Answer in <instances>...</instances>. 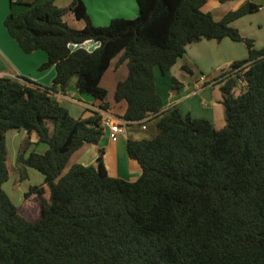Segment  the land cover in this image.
Instances as JSON below:
<instances>
[{
    "label": "trees",
    "instance_id": "obj_1",
    "mask_svg": "<svg viewBox=\"0 0 264 264\" xmlns=\"http://www.w3.org/2000/svg\"><path fill=\"white\" fill-rule=\"evenodd\" d=\"M208 1L136 0V18L95 26L82 0H72L69 10L85 22L81 30L63 20L65 10L55 0L6 17L19 48L45 52L39 70L54 66L56 76L49 87L0 78V264H264V49L255 50L254 41L232 26L259 6L246 2L217 22L201 10ZM224 38L243 43L249 53L230 66L246 65L243 73L227 68L218 77L224 128L177 108L161 113L156 71L166 76L189 44ZM87 42L98 46L88 51L81 47ZM120 54L119 64L128 68L115 90L116 102L127 103L122 119H158L154 138L126 142L141 175L134 182L111 177L102 148L96 166L74 164L63 175L72 155L85 144L98 146L105 129L99 113L74 118L53 94L66 93L74 79L78 93L107 110L100 82ZM240 76L247 86L236 96ZM171 84L173 91L181 86L174 77ZM22 129L25 148L47 146L27 158L25 150L18 155L25 171L43 176L25 194L40 201L32 202L40 206L35 219L24 217L3 190L7 133ZM32 134L36 143L29 141Z\"/></svg>",
    "mask_w": 264,
    "mask_h": 264
},
{
    "label": "crops",
    "instance_id": "obj_2",
    "mask_svg": "<svg viewBox=\"0 0 264 264\" xmlns=\"http://www.w3.org/2000/svg\"><path fill=\"white\" fill-rule=\"evenodd\" d=\"M43 1L0 0V78H26L41 87L51 86L56 76L55 67L51 66L48 69L39 70V67L47 62L46 53L39 50L31 54H25L9 36L4 25V21L9 14L18 15L28 9V5ZM82 2L95 26H106L113 19H134L139 15L136 0H82ZM246 2L259 6V10L235 20L232 26L244 38L254 41L255 50H263L264 0H226L224 2L209 0L201 10L210 13L213 19L218 22L228 13L239 9ZM71 3L72 0H55V4L59 8L65 9L63 20L71 28L81 30L85 27V22L74 17L69 10ZM67 10L69 11L67 12ZM97 46L93 42H87L81 47L93 51ZM77 48L79 46H72L73 50ZM248 56V50L243 43L234 42L229 38H224L220 42L203 39L189 44L186 47L185 55L177 61L166 76H162L159 71H156V88L163 99L161 113L177 108L183 116L190 115L193 118L208 120L216 129L223 127L224 122L218 119L215 109V105L217 108L223 107L220 91L222 79L218 77L233 63L246 60ZM120 57L121 54L112 60L109 69L100 82V86L107 91L105 99L108 104L107 110L100 109L102 101L78 93L74 86V79L66 93L59 92L53 94V97L64 105L74 118H91L94 110L98 109L101 111V116H110L119 122L122 131L118 141L112 143L108 137V131L105 130V135L98 146L93 144L83 145L72 155L68 163L96 166L98 151L102 148L104 150V163L109 175L113 178L134 182L140 177L142 171L139 164L127 155L126 142L128 140L154 138L158 134V119H146L139 123H129L122 119L127 110V103L125 101L116 102L115 90L118 82L127 78L128 68L126 62L119 64ZM183 66L188 67L192 74L182 70ZM172 77L176 78L181 84L176 91L172 89ZM201 78L207 80L205 85H203ZM104 80H106L105 83H103ZM215 87L220 91L221 97L214 93L213 88ZM210 88L215 94L214 97L211 95Z\"/></svg>",
    "mask_w": 264,
    "mask_h": 264
},
{
    "label": "rangeland",
    "instance_id": "obj_3",
    "mask_svg": "<svg viewBox=\"0 0 264 264\" xmlns=\"http://www.w3.org/2000/svg\"><path fill=\"white\" fill-rule=\"evenodd\" d=\"M68 11L69 10H67V12ZM105 81L106 80H104L103 83H105ZM210 89L211 95L213 97L215 96V94L221 97L220 91L217 89V87L213 88L215 94H213L212 88ZM241 92L242 88L238 86L235 87L234 94L236 96L240 95ZM215 109L218 115V119L224 122L223 127L218 129L220 130L225 126V114L223 113L224 108H217V106L215 105ZM76 114L74 115L77 116ZM36 140L37 136L35 134H32L29 141L31 143H36ZM27 142L28 134L23 129L10 130L7 133V162L9 168V178L5 183H3V190L12 200V202L18 208H21L20 211L24 217H34L35 219L39 216L40 206H37V204L34 205L32 202L38 203L40 205V201L36 199V196L34 199H26L25 194L28 192L30 187L41 185L43 183V176L38 171L32 168H28L27 171H25L22 164L18 162V155H20L21 150H25V157L27 158L32 152L43 153L47 149V146L44 144H40L37 146L31 145L25 148ZM71 166L72 164L68 163L67 167L63 171V175L68 172Z\"/></svg>",
    "mask_w": 264,
    "mask_h": 264
},
{
    "label": "built area",
    "instance_id": "obj_4",
    "mask_svg": "<svg viewBox=\"0 0 264 264\" xmlns=\"http://www.w3.org/2000/svg\"><path fill=\"white\" fill-rule=\"evenodd\" d=\"M230 71L232 74H238L240 75L243 73V70H246V65H243L241 67H237L232 69L231 67ZM201 81L203 85L207 83V80L205 78H201ZM238 86L241 88H245L247 86V79L244 76H240L238 78ZM94 112H97L100 114V110L96 109ZM152 117V116H151ZM101 126L108 131V137L112 143H116L119 139V135L121 134V127L120 123L117 122L113 117L110 116H101ZM144 128V127H143Z\"/></svg>",
    "mask_w": 264,
    "mask_h": 264
}]
</instances>
